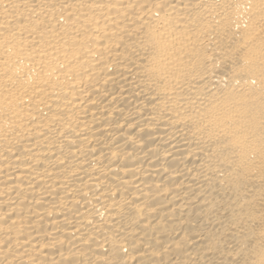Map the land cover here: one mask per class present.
Returning <instances> with one entry per match:
<instances>
[{
    "label": "bare ground",
    "instance_id": "6f19581e",
    "mask_svg": "<svg viewBox=\"0 0 264 264\" xmlns=\"http://www.w3.org/2000/svg\"><path fill=\"white\" fill-rule=\"evenodd\" d=\"M0 264H264V0H0Z\"/></svg>",
    "mask_w": 264,
    "mask_h": 264
}]
</instances>
